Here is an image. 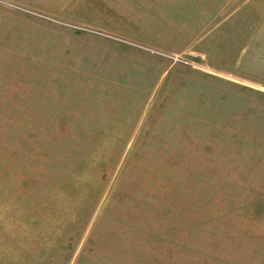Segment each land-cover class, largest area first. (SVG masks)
<instances>
[{"label":"rangeland","instance_id":"1","mask_svg":"<svg viewBox=\"0 0 264 264\" xmlns=\"http://www.w3.org/2000/svg\"><path fill=\"white\" fill-rule=\"evenodd\" d=\"M0 264H264V0H0Z\"/></svg>","mask_w":264,"mask_h":264}]
</instances>
